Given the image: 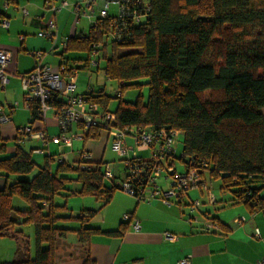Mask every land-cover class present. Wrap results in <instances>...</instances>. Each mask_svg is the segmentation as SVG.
<instances>
[{
	"label": "trees",
	"instance_id": "1",
	"mask_svg": "<svg viewBox=\"0 0 264 264\" xmlns=\"http://www.w3.org/2000/svg\"><path fill=\"white\" fill-rule=\"evenodd\" d=\"M108 26L105 21L99 34L91 29L83 39L70 38L69 48L80 40L89 53L93 42L106 38L102 30ZM109 49V54L104 53V70L120 82L113 110L117 125L180 130L183 152L179 159L185 167L194 161L206 169L203 173L222 179L223 190L252 214H264V0H152L150 18L130 26L124 42L110 41ZM142 79L149 86L147 101L123 99L124 89L143 85ZM92 97L105 106L110 102L101 90ZM30 109L32 117L40 119L38 103H31ZM99 132L95 129L91 137ZM36 166L21 147L0 158V175L20 176L0 189V236L11 231L20 235L17 226L32 223L37 242L34 258L25 259L19 248L23 257L6 264H55L56 237L68 230L56 226L57 212L67 206L56 205L54 198L66 184L76 179L82 189L74 193L92 194L104 205L119 188L114 179L106 186L101 170L73 168L64 162L53 169L48 159L32 179L23 176ZM70 172L77 176L65 175ZM16 196L30 208H15ZM95 213L83 210L80 218L88 223ZM124 230L122 223L107 233L119 235ZM99 231L84 226L78 233L86 241ZM84 264L96 262L88 257Z\"/></svg>",
	"mask_w": 264,
	"mask_h": 264
},
{
	"label": "crops",
	"instance_id": "2",
	"mask_svg": "<svg viewBox=\"0 0 264 264\" xmlns=\"http://www.w3.org/2000/svg\"><path fill=\"white\" fill-rule=\"evenodd\" d=\"M75 3V0H67L66 7L53 14L47 0H0V47L12 51V60L6 68L9 82L4 89L0 86V114L10 117L8 121H0V147L5 145L0 150L1 159L9 157L21 147L32 157L35 153L44 156L43 161L37 162L40 167L48 159L52 167L64 162L75 168L81 165V154L84 151L90 155L91 162L108 163L105 161L103 145L106 144L105 139L111 138L106 132L100 131L98 137L82 140L79 151L76 150L75 140L70 147L54 143L52 137L60 133V124L55 117L54 108L47 111L45 118L34 119L22 85L21 76L33 70L38 63L57 66L68 62L71 65L70 60L83 62L88 58L89 53L87 49L81 48L80 40L69 48L70 38L76 36L80 39V34H87L91 30L89 19L76 18L73 10ZM95 5L98 7L99 2H95ZM3 19L9 21L8 28L1 25ZM83 19H87L88 29L78 27ZM51 22H55L58 32L54 47L53 39L39 36V32L47 29ZM34 50L43 51V56H35ZM106 50L109 54V45L104 53ZM101 61L102 59L100 63ZM91 69L99 70L100 64L99 67ZM79 78L80 74L77 77L76 90L83 93L87 90L79 89ZM89 87L105 93L103 89H98L91 83ZM117 105L118 103L112 110H115ZM25 127H29L31 132L22 134L20 129ZM39 132H44L47 138H40ZM99 139L102 144L97 141ZM140 154L144 155L145 152ZM18 177L20 176L12 174L7 179L0 175V189L4 188L8 181L12 182ZM116 177L114 181L119 182L122 175L119 173ZM157 184L159 188L167 189L161 187L158 182ZM81 189L82 183L75 179L66 184V189L61 193L62 198L57 203L54 198L56 205L67 206L57 212L60 219L56 226L68 230L64 235L58 234L56 237L55 264H84L88 257L94 259L96 264H178L181 258L187 256H190L192 264H256L264 258V254L258 249L260 246L264 247V228L262 230L254 227V222H250V218L257 217L260 212L252 214L245 204L242 205L238 201H233L239 206H236L234 215H230L226 211L218 213L216 210V213H213L210 208L200 209L202 205L211 206L208 201H205L208 204L202 202L198 210L192 212L190 203L193 200V189L181 199L171 197L166 203L159 195L150 197L152 187L145 188V199L117 188L112 200L106 205L102 199L92 194L74 193ZM12 203L20 210L30 208L29 204L19 202L16 197ZM83 210L96 211L88 223H83L80 218ZM246 213L252 216L249 217ZM240 216H245L246 221L235 223L234 219ZM206 219L218 222L220 229L206 230ZM136 221L141 226L140 230L134 228ZM122 223H125L122 234L107 233L119 229ZM84 226L98 228L100 231L85 241L78 233ZM256 228L262 235L259 240L255 239ZM17 229L21 230L22 234L17 235L11 231L9 235L0 236V264L19 261L23 257L19 254V248L23 250L25 259L34 258L36 255L35 227L32 229L30 225L23 224L17 226ZM166 233L174 234L176 239H166ZM42 246L47 247V244Z\"/></svg>",
	"mask_w": 264,
	"mask_h": 264
},
{
	"label": "built area",
	"instance_id": "3",
	"mask_svg": "<svg viewBox=\"0 0 264 264\" xmlns=\"http://www.w3.org/2000/svg\"><path fill=\"white\" fill-rule=\"evenodd\" d=\"M97 1L99 2L98 7L95 5ZM75 2L73 10L76 18L78 20L89 19L91 29L95 34L100 33L105 21L108 22V28L102 30L106 38L92 43L89 56L83 61L85 64L80 67H74L68 62L57 66L38 63L33 70L21 76L28 105L30 106L33 102L38 103L40 119L46 117L50 108L55 110V117L60 124V133L53 136L51 140L58 145L70 147L74 139H86L91 137L95 129H99L108 134L112 140L113 150L123 157L126 173L117 182L118 187L123 191L145 199V188L152 187L150 197L159 195L164 202L168 203L171 197L181 199L189 190L199 189L207 193L209 204H215L217 200L214 193L210 191L205 173H203L206 169L199 168L194 161H191L185 167V171H177L175 156L177 138L182 135L180 130L167 127L158 129L137 126L120 127L117 125L115 111L92 97L94 92L92 87H88L83 93L76 90L79 70L84 67H99L109 41L124 42L130 26L146 22L151 15L152 0H75ZM47 3L53 14H56L66 7L67 0H47ZM113 4L117 6L116 14L110 13V7ZM8 24L7 19L1 22L4 28H8ZM88 33H82L79 37L83 39L88 36ZM39 36L53 39L54 47L58 37L55 22H51L47 29L41 30ZM33 54L41 58L44 52L34 50ZM11 60L12 51L0 47V86L3 89L9 82L6 68ZM119 94L120 91L117 92V95ZM8 120H10L8 115L0 114L1 122ZM20 131L22 134H28L31 129L25 127ZM128 135H133L136 147L128 146ZM38 136L43 139L47 138L44 132H39ZM140 152L147 153L142 155ZM89 157L88 152H82L81 168L83 170H101L104 179H117L115 171L108 164L91 162ZM203 166L206 168L207 164L204 163ZM164 174L170 180V186L166 190L159 188L157 184V179ZM201 205L200 199L193 200L190 203L191 211L198 210ZM245 221V216L234 219V222L238 224ZM204 222L206 230L220 229L219 223L213 219H206ZM134 228L135 230L141 229L138 221L135 222ZM255 236L262 238L258 228L255 229ZM165 237L169 240L176 239V236L171 233H166ZM178 264H192L190 256L181 258ZM256 264H264V260Z\"/></svg>",
	"mask_w": 264,
	"mask_h": 264
},
{
	"label": "rangeland",
	"instance_id": "4",
	"mask_svg": "<svg viewBox=\"0 0 264 264\" xmlns=\"http://www.w3.org/2000/svg\"><path fill=\"white\" fill-rule=\"evenodd\" d=\"M110 13L111 14L117 13V6L116 5H114V4L111 5ZM78 27L88 29L89 24L87 23V19L86 20L83 19L79 23ZM123 51H125V50H123ZM82 56H85V55L82 54ZM69 62L71 63V65H74V67H80V66L85 64V62L83 63L82 61H76V60L75 61L70 60ZM105 65H106V59L102 58L99 70H95V69L92 70L91 69L92 67H88V68L84 67V68L80 69L79 70L80 78L78 81V87L81 90H87L89 87V83H91L92 86H94L98 89H103L104 92L110 96L109 109L112 110L116 107V104L119 101V98H117V92L120 90V82L118 79L109 78L106 75V72L104 70ZM146 81H147V79H142V80H140V82H142L143 85L128 87V88L124 89L123 99L128 100V101H134L139 97L142 99V101L146 102L148 99V96H149V86L147 84H145ZM210 95H211L210 91H207L205 93L206 98H209ZM262 112L264 113V109H262ZM75 130L76 129H74V131ZM74 140L76 142L75 143L76 144V150L78 149L77 151H79L80 150L79 147L81 146V142H83L82 140H84V139L76 138ZM97 141H99L100 144L103 143L102 141H100V139ZM105 143H104L105 145H103V146H105V161L108 162L107 164H109V166L116 172V175H119V173H120V176L122 175V177H123L126 173L125 167H124L123 157L119 156L118 153L113 150L111 139H109V140L105 139ZM127 143H128L129 147H136L135 138L133 137V135H128ZM182 152H183V135H180L177 138L176 156H175L176 157L175 158V165L177 167V171H185V164L179 159V157L182 155ZM145 153H147V152H145ZM33 157L35 158L34 160H35L36 164L38 161H43L42 159H44L43 155L36 154V153H35V155H33ZM56 166L57 165L53 166V169H55ZM39 167L40 166L37 164L35 170L32 173L26 174L23 176L27 177V179H32L34 177V175H36L38 173ZM65 175L68 177L74 178L77 176V173L70 172V173H66ZM205 178H206V182L209 186L210 191H212L215 194V197L217 198L216 199L217 202L215 204L211 205L213 207L208 206V205H202L200 207V209L210 208L213 213H216V210H217L218 213L222 212V211H226L227 214L234 215V213L236 211V206H239V204L237 205L236 203L233 202V201H235V199H234L233 194L230 191H224L223 190L222 179L212 177L209 172L205 173ZM104 182H105L106 186H110L112 181L110 179L106 178V179H104ZM157 182L160 184L161 187L169 188V186H170V180L166 179L165 175L160 177ZM191 194L193 196L192 197L193 200L200 199L202 202L208 201L207 193L204 192V194H203L199 191V189L191 190ZM61 196H62V194L55 196L56 203L58 202V200H60V198H62ZM16 198H18L19 202H22L24 204L27 203L21 197L16 196ZM62 201L64 203L65 199H63ZM206 204H208V203H206ZM27 205H28V203H27ZM242 205H244V204H242ZM68 213H70V212H68ZM246 214L249 217L252 216L249 213H246ZM251 218H250V222H254V227L257 226L263 230V228H264V214L262 212H260V213H257V217H251ZM25 225H30L31 228L34 229V225L32 223L25 224ZM255 239L259 240V238L258 239L255 238ZM258 249L260 250V252L262 254H264V247L263 246H260V248H258ZM260 260H264V258H261Z\"/></svg>",
	"mask_w": 264,
	"mask_h": 264
}]
</instances>
